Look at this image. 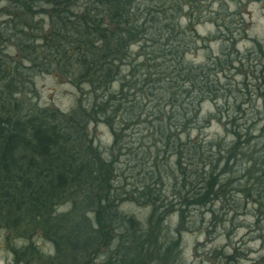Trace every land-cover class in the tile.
<instances>
[{"label": "trees", "instance_id": "trees-1", "mask_svg": "<svg viewBox=\"0 0 264 264\" xmlns=\"http://www.w3.org/2000/svg\"><path fill=\"white\" fill-rule=\"evenodd\" d=\"M1 1L0 231L12 264H179L190 212L213 214L232 198L228 212L250 205L258 225L264 103L224 74L236 38L221 24L219 55L187 59L208 45L194 27L207 0ZM38 75L73 89L66 111L31 102ZM206 102L213 112L203 115ZM143 116L151 144L132 149L122 135ZM213 120L222 134L199 139ZM98 125L111 137L104 151L89 132ZM134 167L142 177H125ZM127 203L145 219L123 213ZM257 239L264 246L263 232ZM220 255L217 264H234Z\"/></svg>", "mask_w": 264, "mask_h": 264}, {"label": "rangeland", "instance_id": "rangeland-1", "mask_svg": "<svg viewBox=\"0 0 264 264\" xmlns=\"http://www.w3.org/2000/svg\"><path fill=\"white\" fill-rule=\"evenodd\" d=\"M198 4L194 14L201 19L194 26L195 32L201 38H208V45L190 52L187 59L194 63H202L205 62L206 56L219 55V45L222 40L220 32L223 28L226 36L228 32H231L236 42L234 46H227L223 52L235 60V65L233 64L235 67L229 68L224 74L234 83L235 91H249L255 107H261L264 103V70L260 71V64L262 60L264 61V0H207ZM4 5L5 3L1 1L0 9L4 10ZM180 24L184 25L187 22L182 20ZM215 24H221L223 28H218ZM132 52L136 53V48H133ZM126 71L127 69L122 68V73ZM34 82V89H32L34 97L28 94L31 102L62 111H66L72 105L74 91L65 82L55 80L49 75H38ZM147 111L148 109L144 113ZM208 112H213V105L206 102L203 104L202 114L205 115ZM138 121H140L138 125L128 128L122 135L124 137L122 143L125 142L128 147L136 150L151 144L150 138L142 131L147 128L148 121L150 123V117L143 116ZM215 121L213 120L211 125L199 135V139L203 136L219 137L218 135L222 134ZM222 121H224L223 118ZM89 132L94 144L101 151L108 148L111 137L105 126L98 125L90 128ZM150 151L152 152V148ZM128 158L127 166L129 167L134 163H131V156ZM124 159L126 156L121 157V160ZM138 170H141L140 173ZM143 170V168L134 167L124 176L128 178L131 172V175L138 173V177L141 178ZM169 179V177L163 178L161 187L166 201L173 200ZM133 181L128 179L126 183L132 185ZM232 199L224 204L223 208L220 203H217L213 208V214L190 212L185 230L181 233L179 264H217L221 253L234 255V264H264V246L257 239L259 232H263L264 235V216L258 225H255L253 208L245 205L231 212ZM120 209L123 213L140 221L145 219L148 212L147 209L129 203L123 204ZM228 210L231 211L228 212ZM175 222L176 216H171V229L175 226ZM36 242L41 241L36 239ZM45 247H48V244H45ZM8 249V244L4 241V233L0 231V264H12V256Z\"/></svg>", "mask_w": 264, "mask_h": 264}]
</instances>
